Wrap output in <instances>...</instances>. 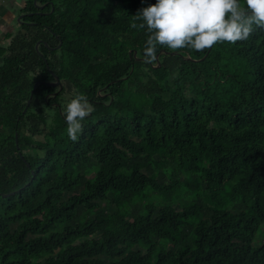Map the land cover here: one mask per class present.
Listing matches in <instances>:
<instances>
[{
	"label": "trees",
	"instance_id": "obj_1",
	"mask_svg": "<svg viewBox=\"0 0 264 264\" xmlns=\"http://www.w3.org/2000/svg\"><path fill=\"white\" fill-rule=\"evenodd\" d=\"M155 3L23 0L7 23L0 264H264V28L200 51L157 45L146 64L147 30L131 24ZM73 91L95 109L76 142Z\"/></svg>",
	"mask_w": 264,
	"mask_h": 264
},
{
	"label": "clouds",
	"instance_id": "obj_2",
	"mask_svg": "<svg viewBox=\"0 0 264 264\" xmlns=\"http://www.w3.org/2000/svg\"><path fill=\"white\" fill-rule=\"evenodd\" d=\"M132 28H146L143 46L144 63L157 62V45L170 49L190 48L197 51L218 42L235 44L246 41L255 27L264 28V0H156L139 9ZM94 107L77 91L65 97L63 113L68 138L76 142L83 132L84 119Z\"/></svg>",
	"mask_w": 264,
	"mask_h": 264
},
{
	"label": "rangeland",
	"instance_id": "obj_3",
	"mask_svg": "<svg viewBox=\"0 0 264 264\" xmlns=\"http://www.w3.org/2000/svg\"><path fill=\"white\" fill-rule=\"evenodd\" d=\"M4 2H5L4 4L7 7H9V9L11 10V12L13 13V17L11 16V20H9L10 18H7V21H8L7 23L10 24V21H11V23H13L12 28L14 30H17L18 25L14 21V15H18V10L21 7V5L23 4V0H4ZM7 23L5 22V24H0V36L4 34L3 32H6L4 30L11 28V27L7 26ZM86 67H88L90 69H93V68H96L97 67V64L96 63H93V64L91 63V64L86 65ZM159 74H160V71H159ZM127 94H128V97L130 98V100L133 102V104L135 106H137L138 108L145 107V106H147L149 104V99H147V98L146 99H140L138 96H136V94H134V92L132 91L131 88L130 89L129 88L127 89ZM174 95L175 94H167V96H172L173 98L175 97ZM31 139L37 141V140H39V137L38 136H35V137L31 138ZM238 199H243L244 202H246L247 204L250 203V198H249L248 194H244L243 196L242 195H238ZM98 202L100 204H103L104 203V201H101V200L98 201ZM108 202H117V196L116 195L109 196ZM215 202L217 204H222L223 203L222 197L218 198V200L215 201ZM178 209L179 210H189V212H190L189 219H193V218L196 217L195 210L190 206V204H186V203L180 204L178 206ZM110 210L112 211L113 209L110 208ZM152 212H153V214L156 213L155 210L152 211ZM261 233H262L261 230H259L257 232V234H256V236L254 237V240H253L254 241V244L260 243V236L259 235ZM130 245H131V247L135 251H137V249H140L138 244H130ZM161 245L164 248V245L163 244H161Z\"/></svg>",
	"mask_w": 264,
	"mask_h": 264
},
{
	"label": "crops",
	"instance_id": "obj_4",
	"mask_svg": "<svg viewBox=\"0 0 264 264\" xmlns=\"http://www.w3.org/2000/svg\"><path fill=\"white\" fill-rule=\"evenodd\" d=\"M4 3V0H0V24L7 23V18H10L9 20H11V16L13 17V13Z\"/></svg>",
	"mask_w": 264,
	"mask_h": 264
},
{
	"label": "water",
	"instance_id": "obj_5",
	"mask_svg": "<svg viewBox=\"0 0 264 264\" xmlns=\"http://www.w3.org/2000/svg\"><path fill=\"white\" fill-rule=\"evenodd\" d=\"M36 84V83H35ZM34 84V85H35ZM51 85H53V86H55V85H58L59 84V81L58 80H56L55 82H53V83H50ZM29 102V100L27 101V103Z\"/></svg>",
	"mask_w": 264,
	"mask_h": 264
}]
</instances>
